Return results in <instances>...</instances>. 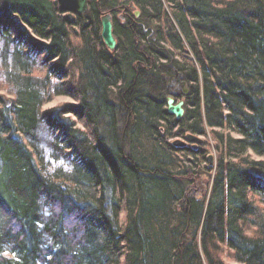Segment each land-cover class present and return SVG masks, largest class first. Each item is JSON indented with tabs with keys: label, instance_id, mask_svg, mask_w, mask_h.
<instances>
[{
	"label": "trees",
	"instance_id": "16d2710c",
	"mask_svg": "<svg viewBox=\"0 0 264 264\" xmlns=\"http://www.w3.org/2000/svg\"><path fill=\"white\" fill-rule=\"evenodd\" d=\"M87 5L0 0V264H264V0Z\"/></svg>",
	"mask_w": 264,
	"mask_h": 264
},
{
	"label": "water",
	"instance_id": "95a60500",
	"mask_svg": "<svg viewBox=\"0 0 264 264\" xmlns=\"http://www.w3.org/2000/svg\"><path fill=\"white\" fill-rule=\"evenodd\" d=\"M123 2L124 0H120ZM59 9L67 14V18H72L76 14H83L87 11L88 5L87 0H56ZM136 14L138 12L136 11ZM100 25H101V31L100 36L101 39L109 50H114L117 45L116 38L113 34V22H112V16L110 13H104L100 17ZM174 81L179 83L182 86V94L185 95L187 93V89L184 88L185 82L181 80V76L178 74V72H175L174 74ZM175 92H171L169 96L166 98V112L169 115H172L176 120H180L182 116L184 115L185 109H184V99L180 98L177 100V97L175 95ZM7 103H9V100H7ZM203 140L199 137V135H195L192 133H186L183 137V139H175L172 141V144L175 147L183 148L187 146V143H191L193 149H196L199 144H201ZM207 167L212 166L213 161L212 157L209 155L207 156ZM200 171V169H199ZM209 177L210 173L207 171L205 172Z\"/></svg>",
	"mask_w": 264,
	"mask_h": 264
},
{
	"label": "rangeland",
	"instance_id": "374dc122",
	"mask_svg": "<svg viewBox=\"0 0 264 264\" xmlns=\"http://www.w3.org/2000/svg\"><path fill=\"white\" fill-rule=\"evenodd\" d=\"M190 58H191V56H190ZM72 81L73 80L70 79L69 84H72ZM175 83L177 85V87L175 89V93L177 95L176 94L175 95L177 96V100H178L181 98L180 93L182 92V86L177 82H175ZM184 88L187 89V84H185ZM0 95L4 96V98H6L7 100H10L11 98H13L12 95L6 94L2 91H0ZM67 104H76V101L73 98L66 96V95H55L49 101L45 102L42 105V109H49L52 107H60V106L67 105ZM77 126L81 127V125L79 123L77 124ZM232 135L236 136V137L238 136L234 133H232ZM199 137L203 140V142H206V143L208 142L206 145V147L208 148L207 156L210 155L212 157V161L214 164V162L217 160V158L220 155V150H218L216 147H214L215 144H217V142L214 140V138L210 134H208L206 136H199ZM175 139H183V137L182 136L174 137L171 139V141H173ZM187 146H191V143H187ZM252 157L254 159L260 158L259 156L254 155V154H252ZM198 163L199 164H197L195 166L196 169H197V167L200 168V171H199V169L197 171L198 180H197V183L192 185V187L190 189L191 192L196 196H200L201 194H204L205 192H207L209 185H210V177L205 173L207 171L205 169V166H207V164H208L207 161L201 160ZM223 261L225 264H239V263L229 259L226 254L223 256Z\"/></svg>",
	"mask_w": 264,
	"mask_h": 264
},
{
	"label": "flooded vegetation",
	"instance_id": "af4514ba",
	"mask_svg": "<svg viewBox=\"0 0 264 264\" xmlns=\"http://www.w3.org/2000/svg\"><path fill=\"white\" fill-rule=\"evenodd\" d=\"M177 87V85H175Z\"/></svg>",
	"mask_w": 264,
	"mask_h": 264
}]
</instances>
